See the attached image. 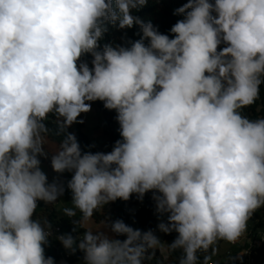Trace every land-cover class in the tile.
Returning <instances> with one entry per match:
<instances>
[{"label":"clouds","instance_id":"9594fccd","mask_svg":"<svg viewBox=\"0 0 264 264\" xmlns=\"http://www.w3.org/2000/svg\"><path fill=\"white\" fill-rule=\"evenodd\" d=\"M145 3L0 0V264H54L44 254L49 234L33 219L37 201L52 204L63 192L37 158L53 112L65 135L51 166L74 170V208L88 220L110 201L158 191L168 219L158 227L178 233L169 246L183 250L180 264H196L217 240L236 241L264 206V118L242 114L264 83V0H188L171 39L132 15ZM107 23H141L143 38L98 51ZM85 53L91 69L78 63ZM96 100L116 110L122 140L82 155L66 129ZM111 230L127 238L59 239L82 250L85 264H143L160 243L120 220Z\"/></svg>","mask_w":264,"mask_h":264},{"label":"trees","instance_id":"16d2710c","mask_svg":"<svg viewBox=\"0 0 264 264\" xmlns=\"http://www.w3.org/2000/svg\"><path fill=\"white\" fill-rule=\"evenodd\" d=\"M210 3H214V0H209ZM188 3V0H146L143 7L134 9L132 15L138 18V20L144 24L151 23L153 27L161 34L168 35L169 38H174L171 32V28L177 21L183 20L185 14H177L176 10ZM215 15V13H213ZM107 31L104 33L103 38L99 41L98 51H102L105 45H110L113 48L118 47H130L132 43L139 41L143 38V31L141 23H135L131 28H119L118 24L113 25L107 23L105 25ZM145 45H148L149 40L144 39ZM226 45L222 42L218 46V51L222 50ZM94 57L91 53H85L82 55L78 63H87L89 68L93 67L92 61ZM95 104L101 113V129L102 134L105 137V143L102 146L94 144L82 131L81 120L78 117L75 122V129L71 131L66 129L67 133L74 134L77 142L79 143L81 154L85 153H109L113 150V147L118 140H122L120 135V125L117 117L116 110H109L105 108L104 102L96 100ZM242 114L251 120L258 118H264V83L260 85L259 97L256 101L242 109ZM62 118H59L56 113H50L46 121H44L47 131L41 133L49 139L55 141L59 146L64 139L65 133L60 131L59 123ZM159 192L156 190H150L146 192L142 197L137 194H131L128 200L117 199L110 201V205L105 211H94L92 218L95 221L105 219L109 222L110 226L113 222L120 220L127 226H130L134 230H139L142 234L149 232L156 221V208L157 201L155 197L159 196ZM163 223H167V214H165ZM253 216L255 223L250 229V236H254L256 231L264 226V206H261L254 211ZM33 219H37L46 228H49V237L47 243L43 245L45 258H53L54 264L57 259L61 248L62 242L59 239L60 236L71 235L73 237L84 231V228L79 222V218L75 214L74 216H58L54 210L52 204L45 203L40 200L37 201V209L34 213ZM47 222V223H46ZM50 225V227H49ZM54 227H58L57 231H54ZM117 240L124 241L126 235L115 233ZM178 233L172 231L165 233V247L166 256H162L161 253L155 249H148L143 264H180V260L184 253L182 249H172L169 245L177 238ZM207 251H198L197 256H201ZM237 251V250H235Z\"/></svg>","mask_w":264,"mask_h":264},{"label":"crops","instance_id":"0c3cea01","mask_svg":"<svg viewBox=\"0 0 264 264\" xmlns=\"http://www.w3.org/2000/svg\"><path fill=\"white\" fill-rule=\"evenodd\" d=\"M91 104V110L87 113H81L78 117L81 122V131L97 146H102L105 143V137L102 134L101 121L102 116L98 110L94 101H87ZM71 131L75 129V122L68 127ZM43 139V149L45 155H39L37 158L40 160V169L46 174L47 181L49 184H57L63 187V192L60 194L56 201L52 203L54 210L58 216L66 215L64 209L69 208L75 211V214L79 218L81 226L84 228V231L74 238H77V243L79 239L83 238V235L86 231H92L93 234L103 233L109 239L117 240L114 232L111 230L109 222L105 219L95 221L93 218L85 220L83 214L74 208L72 204L73 193L68 188V182L72 179L74 175L73 171H64L63 173H57L53 170L51 166V160L53 155L59 151L60 146L53 140L49 139L45 135H41ZM161 195V194H159ZM110 202L103 205V207L97 211H105L108 209ZM254 213V212H253ZM252 215L247 221V226L245 231L241 236L234 242H229L226 240H217L213 245L209 247V251L204 253L201 256H197L198 259L196 264H232L233 262L244 257V249L250 247L251 236L249 235L251 227L255 223V218ZM156 221L153 225L158 223L159 217H163L161 223L164 222L165 214L158 212L156 208ZM152 227V229H153ZM152 229L150 230L152 232ZM153 233V232H152ZM156 236V234H154ZM157 237V236H156ZM160 243L155 247L162 256H166V247H165V232L162 231L161 236L157 237ZM237 250V251H235ZM264 253V250H262ZM67 254L68 258H65L63 255ZM85 253L80 250L78 247L73 249L65 248L62 244L61 251L55 260V264H85Z\"/></svg>","mask_w":264,"mask_h":264},{"label":"built area","instance_id":"2783aa9c","mask_svg":"<svg viewBox=\"0 0 264 264\" xmlns=\"http://www.w3.org/2000/svg\"><path fill=\"white\" fill-rule=\"evenodd\" d=\"M57 230L58 227H54V231ZM45 231L49 233L50 229L46 228ZM262 250H264V226L259 228L253 237L251 236L250 247L244 249V257L232 264H264V253H262ZM63 256L68 258L67 254Z\"/></svg>","mask_w":264,"mask_h":264},{"label":"rangeland","instance_id":"374dc122","mask_svg":"<svg viewBox=\"0 0 264 264\" xmlns=\"http://www.w3.org/2000/svg\"><path fill=\"white\" fill-rule=\"evenodd\" d=\"M94 102H95V101H94ZM159 218H160V219H159L158 223L155 224V226H154L153 229H152L153 234H156L157 237L161 236V233H162V231L159 229L158 226H159V224L162 222L163 217H159Z\"/></svg>","mask_w":264,"mask_h":264}]
</instances>
